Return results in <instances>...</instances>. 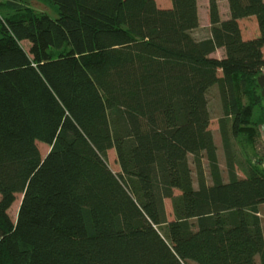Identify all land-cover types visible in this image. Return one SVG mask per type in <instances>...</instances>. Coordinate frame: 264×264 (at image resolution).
<instances>
[{
  "label": "trees",
  "instance_id": "trees-1",
  "mask_svg": "<svg viewBox=\"0 0 264 264\" xmlns=\"http://www.w3.org/2000/svg\"><path fill=\"white\" fill-rule=\"evenodd\" d=\"M46 1L54 20L0 18V264H264V169L234 146L258 145L263 0H226L225 21L208 0L202 40L196 0ZM248 18L259 36L245 41ZM214 86L227 178L209 130Z\"/></svg>",
  "mask_w": 264,
  "mask_h": 264
},
{
  "label": "rangeland",
  "instance_id": "rangeland-1",
  "mask_svg": "<svg viewBox=\"0 0 264 264\" xmlns=\"http://www.w3.org/2000/svg\"><path fill=\"white\" fill-rule=\"evenodd\" d=\"M154 1L158 8L164 9V8L171 7L170 0H154ZM23 14H33L36 16L46 15L53 20L57 18L56 7L51 5L46 0H15L14 4L11 3L9 5L5 4V0H0V18H17ZM199 32H202V31L199 30ZM23 47L25 50H28L27 44H23ZM207 100H208V109H209L210 118H211V124H210L209 130L211 131L212 135L215 137V141L218 146L220 170L223 176L227 178L225 159L223 157V148H222V145L220 144V135L218 131V120L221 117V114L219 110L220 100H219L217 86L212 87L208 91ZM234 146L241 160L247 159L248 161L253 163L256 161L260 162L261 158H263L260 155V153H258L257 151H251V148L247 146L246 138L243 135L234 141ZM37 147L40 151L42 158H44L49 152V147L43 144H39V143L37 144ZM106 161H107V165L114 173L119 172V167L116 163V157H115V153L113 150L107 153ZM188 163L192 170L193 186L195 189H197L196 176L194 174V167L192 164L191 157L188 158ZM203 168H204V173L206 177V182L208 185H211V180L209 177V170H208V163L205 158L203 159ZM178 195L179 193L176 192L175 196H178ZM20 202H21V196L17 195L14 204L12 205V207L10 208L8 212L13 222L16 220ZM164 207H165V211L167 215V220L168 222H170L173 219L171 202L169 200L164 201Z\"/></svg>",
  "mask_w": 264,
  "mask_h": 264
},
{
  "label": "crops",
  "instance_id": "crops-1",
  "mask_svg": "<svg viewBox=\"0 0 264 264\" xmlns=\"http://www.w3.org/2000/svg\"><path fill=\"white\" fill-rule=\"evenodd\" d=\"M197 2V14L199 19V28L194 31V36L199 40L207 39L210 36V25H209V11H208V0H196ZM264 2V0H263ZM217 6L221 21H225L229 18V8L226 0H217ZM169 8V7H168ZM203 20H202V19ZM242 39L245 41L256 39L259 36L258 26L255 18L243 19L238 22ZM201 30L202 32H199ZM199 32V33H198ZM262 55L264 57V47L262 48ZM213 58L221 59L224 57L223 49L217 50L213 55ZM257 95L260 97L259 90ZM243 105H249V98L243 97ZM220 114L221 107L219 106ZM251 122L255 130V139L257 141L256 151L263 157L259 164L261 169H264V98L260 97L259 104L252 109ZM214 137V136H213ZM214 142L215 137H214ZM217 146V144H216ZM218 147V146H217ZM255 149V148H254ZM251 151H254L251 149ZM260 217L264 219L263 209L260 208ZM264 228V226H263Z\"/></svg>",
  "mask_w": 264,
  "mask_h": 264
},
{
  "label": "water",
  "instance_id": "water-1",
  "mask_svg": "<svg viewBox=\"0 0 264 264\" xmlns=\"http://www.w3.org/2000/svg\"><path fill=\"white\" fill-rule=\"evenodd\" d=\"M256 85L260 92V97L264 98V75H261L256 79Z\"/></svg>",
  "mask_w": 264,
  "mask_h": 264
},
{
  "label": "built area",
  "instance_id": "built-area-1",
  "mask_svg": "<svg viewBox=\"0 0 264 264\" xmlns=\"http://www.w3.org/2000/svg\"><path fill=\"white\" fill-rule=\"evenodd\" d=\"M261 72H262V74H261V75H264V70H262Z\"/></svg>",
  "mask_w": 264,
  "mask_h": 264
}]
</instances>
